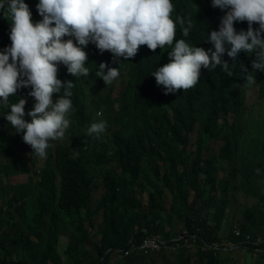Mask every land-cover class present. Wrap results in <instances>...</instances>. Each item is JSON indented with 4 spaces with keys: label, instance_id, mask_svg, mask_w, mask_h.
Returning a JSON list of instances; mask_svg holds the SVG:
<instances>
[{
    "label": "trees",
    "instance_id": "16d2710c",
    "mask_svg": "<svg viewBox=\"0 0 264 264\" xmlns=\"http://www.w3.org/2000/svg\"><path fill=\"white\" fill-rule=\"evenodd\" d=\"M175 1L178 13L188 15L193 23L188 36L192 46L199 44L205 51L212 48L210 43H203L207 30L213 27L208 5L204 0ZM23 2L29 7L32 23L40 22L42 17L36 9L39 0ZM10 23L0 10V50L10 45ZM222 59L230 65L232 77L214 72L196 92L164 104L157 102L148 82L143 84L152 61L125 65L129 79L117 99L101 96L92 87L93 81L88 87L82 83L77 102L78 129L86 126L92 114L103 110L115 133L100 146L84 144L80 139L72 148H59L55 161L50 160L40 175L27 168L23 151L0 125V264H62L56 252L60 235L70 239L74 264H84V245H91L86 224L93 225L96 216L91 200L98 179L106 189L99 206L104 210L103 240L101 248L91 245L97 258L88 264H101L108 250H129L132 238L140 243L158 236L173 247L172 240L180 234L195 236L199 248L214 244L220 247L216 252L198 250L202 263L229 264L231 257L222 250L218 232L229 200L224 196L233 176L245 178L247 194L259 200L260 208L252 213L258 222L256 229L264 221V146L256 142L248 145L243 138L244 132L259 135L264 120L253 127L249 118L245 119V98L238 87L251 67L231 60L226 53ZM161 60L166 61L167 55ZM57 78L67 80L59 75ZM197 125L198 148L189 155L185 151L188 135ZM212 139L225 142L219 157L203 155ZM74 150L78 153L75 157ZM219 159L228 160L227 182L218 180ZM16 174H29L28 182L9 184V178ZM219 192L221 199L217 197ZM144 193L149 198L146 207L140 198ZM168 195L170 209L166 206ZM188 252L183 249L177 254L190 258ZM211 253L223 258L217 260ZM258 263L264 264V255Z\"/></svg>",
    "mask_w": 264,
    "mask_h": 264
},
{
    "label": "clouds",
    "instance_id": "9594fccd",
    "mask_svg": "<svg viewBox=\"0 0 264 264\" xmlns=\"http://www.w3.org/2000/svg\"><path fill=\"white\" fill-rule=\"evenodd\" d=\"M204 2L213 19V27L207 30L203 40L212 45L207 51L199 44L192 46L188 36L193 23L188 15L178 13L175 0H39L36 9L42 20L35 24L23 0H0L3 17L11 21L10 45L0 50V125L23 151L27 168L40 175L50 160L55 161L59 148H72L80 139L84 144L100 146L115 133L103 110L92 114L86 126L78 129V92L82 83L88 87L89 81H93L92 87L101 96L117 99L129 79V69L125 67L129 63L152 61L153 67L144 75L143 84L148 82L157 95V102L164 104L196 92L214 72L232 77L230 65L222 59L226 53L231 60L251 67L249 72L242 69L247 74L238 87L245 98V119H248L251 111L247 95L252 91L264 100V0ZM164 55H167L166 61L161 60ZM58 75L67 80L62 82ZM117 86L119 91L113 96ZM193 134L195 149L190 150ZM188 138L185 151L194 155L198 148V125ZM243 138L248 145L256 142L263 147L264 127L256 136L244 132ZM214 144L221 145L215 148ZM224 146V141L212 139L204 147L203 155L219 157ZM76 155L74 150L73 156ZM217 168L218 180L227 182L228 160L219 159ZM256 171L259 173V169ZM14 176H26L27 180L13 184ZM29 176L12 175L8 182L20 186L28 182ZM231 179L232 184L224 196L229 200L218 232L221 247L231 257L229 264H259L264 255V221L256 229L258 222L252 217L259 200L247 194L245 178L236 175ZM100 192L101 196L96 199ZM105 192L103 181L98 179L91 200V210L96 216L93 225L86 224L91 245L100 248L104 210L99 206ZM217 197L221 199L222 194L219 192ZM140 198L146 207L148 194ZM171 205L168 195L166 206L170 209ZM7 210L5 208V212ZM261 213L264 216V208ZM211 225L215 227L216 223L211 222ZM192 238L180 234L172 240L173 247L158 236L144 238L140 243L132 238L129 250H108L100 263L206 264L197 255L198 250H220L217 244L199 248L195 236ZM91 245H84L83 251L87 253L84 264L97 258ZM70 248V239L60 235L56 252L62 264H74ZM183 249L194 258L178 255ZM211 254L217 260L223 258Z\"/></svg>",
    "mask_w": 264,
    "mask_h": 264
},
{
    "label": "rangeland",
    "instance_id": "374dc122",
    "mask_svg": "<svg viewBox=\"0 0 264 264\" xmlns=\"http://www.w3.org/2000/svg\"><path fill=\"white\" fill-rule=\"evenodd\" d=\"M119 91V86L115 88L113 91V96H116ZM247 106L251 111V115L249 116V121L252 123L253 127H258L256 122L259 120H264V100H261L257 93H253L252 91L247 95ZM249 131L255 132L256 129L250 128ZM194 141L195 135H191V146L189 147L190 150H194ZM221 144H214L215 148H218ZM27 180L26 176H14L11 178V182L13 184H20L24 183ZM102 192L96 195V199L101 196ZM178 240V239H177ZM189 253V252H188ZM190 257L194 258L191 253H189Z\"/></svg>",
    "mask_w": 264,
    "mask_h": 264
},
{
    "label": "built area",
    "instance_id": "2783aa9c",
    "mask_svg": "<svg viewBox=\"0 0 264 264\" xmlns=\"http://www.w3.org/2000/svg\"><path fill=\"white\" fill-rule=\"evenodd\" d=\"M151 245H153L154 247H156V244L154 242H152Z\"/></svg>",
    "mask_w": 264,
    "mask_h": 264
}]
</instances>
